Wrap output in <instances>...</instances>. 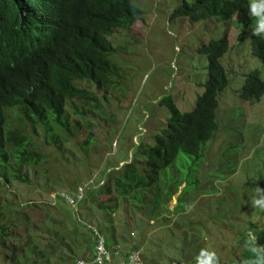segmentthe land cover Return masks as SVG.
I'll use <instances>...</instances> for the list:
<instances>
[{
  "label": "rangeland",
  "instance_id": "374dc122",
  "mask_svg": "<svg viewBox=\"0 0 264 264\" xmlns=\"http://www.w3.org/2000/svg\"><path fill=\"white\" fill-rule=\"evenodd\" d=\"M130 1L142 14L108 35L114 47L109 57L117 66L111 83L96 88L77 80L92 94L85 101H72L83 113L69 111L70 120L78 117V127L58 147L27 129L42 159L35 167L22 168L28 182L12 174L8 181L0 179V220L16 225L8 226L11 233L0 244V264H8L11 242L21 251L18 255L35 264H73L74 258L90 254L88 234L56 197V192L72 194L78 186L87 187L79 204L81 217L105 238L109 235V248L112 253L116 248L113 256L118 259L136 246L142 264H188L195 258L196 264H207L202 257L213 252L219 264H235L241 251L238 234L248 230V222L264 227V212L251 207L255 190L244 185L264 174V93L256 101L237 95L247 71L256 69L264 79V63L250 52L254 21L246 15L248 0L243 11L227 20L194 22L168 18L180 0ZM223 33L228 45L219 61L227 82L216 95L217 128L200 146L202 157L193 161L178 152L147 191L137 188L121 195L110 187L112 193L99 192L100 179L121 171V164L131 158L130 169L140 174L139 144H152L168 116L158 100L169 94L180 111L191 108L206 79V58L195 48ZM178 177L182 182L174 189ZM114 203L108 214L103 206Z\"/></svg>",
  "mask_w": 264,
  "mask_h": 264
},
{
  "label": "trees",
  "instance_id": "16d2710c",
  "mask_svg": "<svg viewBox=\"0 0 264 264\" xmlns=\"http://www.w3.org/2000/svg\"><path fill=\"white\" fill-rule=\"evenodd\" d=\"M246 5L247 0H180L168 18L185 17L191 22L210 17L227 20ZM141 14V9L130 0H0V179L8 181L12 174L14 179L28 182V172L22 168L35 167L42 159L38 144L27 129L39 134L45 143L52 142L58 147L78 127V117L70 120L69 111L75 115L83 113L72 101H85L92 94L76 81L85 80L96 88L111 83L117 66L109 57L114 47L108 35ZM249 44L251 54L264 63V39L250 36ZM227 45V35L223 33L195 48L206 58V79L191 108L180 111L171 95L161 97L158 103L166 107L168 116L163 130L154 134L152 144H139L142 171L136 174L130 169L131 158L121 164V171L102 180L99 192L112 193L110 187L121 195L137 188L147 191L154 183L157 185L159 172L173 162L178 152L191 156L193 161L202 157L200 146L217 128L216 95L227 82L219 57ZM263 93L264 79L258 70L247 71L238 88V97L256 101ZM80 145L84 147L86 140ZM133 166L138 169L135 163ZM154 175L157 179L151 180ZM176 182L174 189L182 182L181 178ZM258 184L264 187V174L244 183L251 190ZM157 190L160 191L158 186ZM158 201L159 195L154 197L151 207H156ZM103 207L110 214L116 206L114 203ZM1 213L0 209V218ZM10 225L16 226L12 221L0 220V244L11 233ZM77 225L88 234L91 248L88 231ZM104 226L102 223L103 230ZM247 229L236 238L241 251L235 264H250L255 259L248 249L249 232L255 235L259 246H264V227L248 222ZM27 239V245L35 250L33 241ZM10 246L8 264H35L34 260L18 255L21 251L15 244L11 242ZM202 259L212 264L210 255ZM197 260L192 259L188 264H196Z\"/></svg>",
  "mask_w": 264,
  "mask_h": 264
},
{
  "label": "built area",
  "instance_id": "2783aa9c",
  "mask_svg": "<svg viewBox=\"0 0 264 264\" xmlns=\"http://www.w3.org/2000/svg\"><path fill=\"white\" fill-rule=\"evenodd\" d=\"M56 196L71 208L72 217L88 231L92 241L90 254L87 256L76 257L73 264H142L138 249L129 250L124 259H113L112 252L97 226L85 220L79 214L78 203L84 196V188L82 186H78L72 194L64 190H60L56 192ZM113 253H116V251Z\"/></svg>",
  "mask_w": 264,
  "mask_h": 264
},
{
  "label": "clouds",
  "instance_id": "9594fccd",
  "mask_svg": "<svg viewBox=\"0 0 264 264\" xmlns=\"http://www.w3.org/2000/svg\"><path fill=\"white\" fill-rule=\"evenodd\" d=\"M246 15L254 21V23L252 24V26L249 29L250 36L264 39V0H248ZM100 181L102 182V179H100ZM101 182H100V184H101ZM86 189H87V187L84 189V192H86ZM64 191H66V190H64ZM83 198H84V196H83ZM83 198L78 203V211H79V204L83 200ZM251 207L254 209H258L261 212H264V187H261L259 184L257 185V187L255 189V195L253 196V198L251 200ZM69 209H70V213H71V208L69 207ZM79 214H80V211H79ZM71 216H72V213H71ZM73 220H74V218H73ZM105 241H106V238H105ZM106 243H107V241H106ZM107 245L109 247L108 243H107ZM131 249H138V248L132 247L129 250H131ZM248 249L251 253H253V255L255 257L254 260L250 261V264H264V246H259L254 237H250L249 242H248ZM115 251H116V248H115ZM203 251H207V250H203ZM127 252L125 253V255L127 254ZM116 253H117V251H116ZM139 253H140V250H139ZM112 255H113V253H112ZM125 255H124V257H125ZM140 256H141V254H140ZM210 256L212 257V264H219V259H218V257H216L214 252L210 253ZM113 259L120 260L117 257L114 258V256H113ZM122 259H124V258H122ZM141 261H142V259H141Z\"/></svg>",
  "mask_w": 264,
  "mask_h": 264
},
{
  "label": "crops",
  "instance_id": "0c3cea01",
  "mask_svg": "<svg viewBox=\"0 0 264 264\" xmlns=\"http://www.w3.org/2000/svg\"><path fill=\"white\" fill-rule=\"evenodd\" d=\"M123 256V255H122Z\"/></svg>",
  "mask_w": 264,
  "mask_h": 264
}]
</instances>
